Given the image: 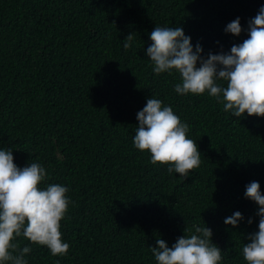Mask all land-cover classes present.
Wrapping results in <instances>:
<instances>
[{"label": "trees", "instance_id": "trees-1", "mask_svg": "<svg viewBox=\"0 0 264 264\" xmlns=\"http://www.w3.org/2000/svg\"><path fill=\"white\" fill-rule=\"evenodd\" d=\"M264 0H0V149L23 168L40 163L41 187L68 188L60 222L67 254L22 236L27 264H157L160 238L171 247L193 226L212 230L220 264H246L242 249L258 230L264 194V117H232L207 92L180 95L173 71L155 74L145 55L151 32L182 27L203 55L227 53L248 38ZM240 19L239 37L225 33ZM134 34L131 47H123ZM148 98L187 123L201 164L184 179L134 147L136 115ZM239 211L237 228L224 220ZM249 218L252 223L248 224ZM11 264V262H8Z\"/></svg>", "mask_w": 264, "mask_h": 264}, {"label": "clouds", "instance_id": "clouds-1", "mask_svg": "<svg viewBox=\"0 0 264 264\" xmlns=\"http://www.w3.org/2000/svg\"><path fill=\"white\" fill-rule=\"evenodd\" d=\"M226 34L239 37L244 31L240 19L227 24ZM134 34L127 35L123 47L128 49ZM248 38L233 44L229 52L203 55L202 46L193 47L191 37L183 28L156 26L150 34L151 44L145 55L153 71L179 74L180 83L174 91L180 95L208 93L223 105L232 117H264V6L248 23ZM138 121L134 147L148 152L153 164L168 165V172L186 179L201 164L197 143L189 139V126L169 106L156 98H148L145 107L136 115ZM12 150L0 149V264H27L25 256L32 249L20 247L16 238L23 237L31 244L47 247L54 256L67 254L70 245L63 241L60 222L71 203L68 188L60 184L41 187L47 171L40 163L32 162L20 168L14 163ZM244 196L258 206V230L250 234L242 249L246 264H264V194L257 181L246 185ZM243 220L237 211L224 220L226 226L237 228ZM251 224V218L247 221ZM190 236L178 237L169 247L156 239L150 251L157 264H220L222 251L212 243V230L193 226Z\"/></svg>", "mask_w": 264, "mask_h": 264}]
</instances>
